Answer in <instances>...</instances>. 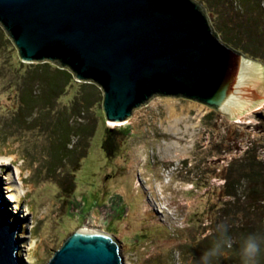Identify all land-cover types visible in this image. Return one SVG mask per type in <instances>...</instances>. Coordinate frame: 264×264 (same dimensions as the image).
<instances>
[{
  "label": "rangeland",
  "instance_id": "1",
  "mask_svg": "<svg viewBox=\"0 0 264 264\" xmlns=\"http://www.w3.org/2000/svg\"><path fill=\"white\" fill-rule=\"evenodd\" d=\"M196 1L224 43L264 66V0ZM32 65L43 64L23 62L0 26V198L9 221L23 222L20 264H47L80 228L114 237L124 264H177V251L179 264H197L223 201L216 174L234 162L250 170L241 194L264 190L251 176L258 168L264 176V103L234 121L197 101L157 96L113 125L99 88L74 81L56 100L57 66L40 75ZM31 89L44 104L24 120ZM105 128L130 131L112 161ZM257 212L260 223L263 206Z\"/></svg>",
  "mask_w": 264,
  "mask_h": 264
},
{
  "label": "water",
  "instance_id": "2",
  "mask_svg": "<svg viewBox=\"0 0 264 264\" xmlns=\"http://www.w3.org/2000/svg\"><path fill=\"white\" fill-rule=\"evenodd\" d=\"M0 26L23 62L97 86L113 125L157 96L197 101L234 121L264 103V66L224 43L196 0H0ZM3 208L0 198V264H20L23 222L11 223ZM47 264L124 259L110 234L80 228Z\"/></svg>",
  "mask_w": 264,
  "mask_h": 264
},
{
  "label": "trees",
  "instance_id": "3",
  "mask_svg": "<svg viewBox=\"0 0 264 264\" xmlns=\"http://www.w3.org/2000/svg\"><path fill=\"white\" fill-rule=\"evenodd\" d=\"M253 57H255V59L257 60L263 59L259 56ZM32 66L36 67L35 72L40 73V75H42L45 71H47V69H49V67H51V65L48 63ZM55 71L56 81H54L50 85L51 87L49 88V91L55 94V99L57 100L63 96L69 86L73 85L75 80L73 75L67 70H61L56 67ZM88 86H93L98 89V87L93 84H90ZM25 101L26 104L24 103L25 106L23 107L21 112L24 116V120H27V118L30 116H26V111L32 112V110H34V108L38 104L43 106L44 96L38 97L37 95H35V90L31 89L29 96L27 98L25 97ZM66 123L68 125V122ZM129 132V128L124 130L105 128L102 148L110 161H112L120 151V138L122 137V135H128ZM249 154L250 150L246 153V158H248ZM245 163L247 164V166H249L248 163L250 164L248 160L245 161ZM258 164L260 165L261 163H257L256 161L255 165L258 166ZM258 169L260 170L253 171L251 176L254 178L255 182H260V180L261 182H263L264 176L262 174V170L261 168ZM221 171H224L225 174H216V177L221 179L223 182V186L222 188H220L222 192L221 200L223 201L221 203L220 209H216L217 216H215L214 220L212 221L213 228L211 235L199 240V245H203V247L205 248L201 251L198 250L200 248H196V253L192 258L194 261H196L197 264H199L202 255L206 251L211 249L213 245L221 239V233L217 230V225L226 224L228 229L227 236L230 237L231 246L228 247L227 245H225L224 247H222L219 255L212 258L211 264H242L240 255L242 240L244 237L250 234L257 235L261 240L260 254L255 258L254 264H264V218L261 217L260 223H257L255 221V219L258 217V207L263 206L264 213V190L259 189V187L263 186L261 184H258V186H254V188H252L251 190L250 188L248 190L246 186L241 194L240 183H242L243 180L250 178V170L247 169V171L244 173L240 164L236 168V163L232 162L228 165L227 168ZM232 174H234L235 176L232 177ZM251 194L252 198L257 196L259 198L257 197V202H253L250 204ZM242 197L244 198V201H242ZM234 237L236 239L233 242L232 239Z\"/></svg>",
  "mask_w": 264,
  "mask_h": 264
},
{
  "label": "clouds",
  "instance_id": "4",
  "mask_svg": "<svg viewBox=\"0 0 264 264\" xmlns=\"http://www.w3.org/2000/svg\"><path fill=\"white\" fill-rule=\"evenodd\" d=\"M217 230L221 233V239L202 255L199 264H211L212 258L219 255L222 247L225 245L231 246L230 237L227 236V225L219 224L217 225ZM260 242V238L255 234H250L243 238L240 248L242 264H254L255 258L260 254ZM180 255L179 251L174 253L177 264H179Z\"/></svg>",
  "mask_w": 264,
  "mask_h": 264
},
{
  "label": "bare ground",
  "instance_id": "5",
  "mask_svg": "<svg viewBox=\"0 0 264 264\" xmlns=\"http://www.w3.org/2000/svg\"><path fill=\"white\" fill-rule=\"evenodd\" d=\"M127 124V123H126Z\"/></svg>",
  "mask_w": 264,
  "mask_h": 264
}]
</instances>
